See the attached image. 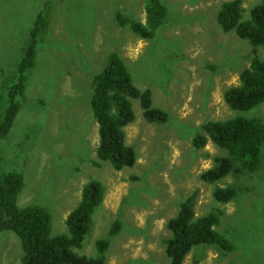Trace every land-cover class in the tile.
Wrapping results in <instances>:
<instances>
[{
  "label": "rangeland",
  "instance_id": "374dc122",
  "mask_svg": "<svg viewBox=\"0 0 264 264\" xmlns=\"http://www.w3.org/2000/svg\"><path fill=\"white\" fill-rule=\"evenodd\" d=\"M161 1L167 19L148 40L116 21L120 12L145 22L146 0H0V122L35 20L41 12L49 18L19 98L21 109L0 138V169L23 174L18 204L48 209L54 235L68 233L66 218L84 184L92 178L104 184V201L83 246L75 250L81 255L96 256L97 240L109 238L107 264H170L167 223L198 189L196 215L224 210L215 228L235 247L222 253L195 246L184 264H264V147L257 171H233L207 183L201 173L227 151L211 141L202 148L193 145L210 120L242 115L264 123V102L239 111L224 99L230 87L240 84L254 47L219 25L217 15L226 0ZM261 1L244 0V17ZM256 51L264 59V48ZM111 52L124 59L140 89L151 91L153 106L169 114L164 124L150 122L140 100L132 99L136 118L125 132L137 161L121 170L97 156L98 124L90 105L93 75L102 71ZM228 185L236 187L235 198L216 201L214 188ZM116 221L120 230L110 236ZM22 254L16 235L0 232V264H20Z\"/></svg>",
  "mask_w": 264,
  "mask_h": 264
},
{
  "label": "trees",
  "instance_id": "16d2710c",
  "mask_svg": "<svg viewBox=\"0 0 264 264\" xmlns=\"http://www.w3.org/2000/svg\"><path fill=\"white\" fill-rule=\"evenodd\" d=\"M243 3L244 0H226L217 15L223 31H235L254 47L250 65L240 73V84L224 93L227 104L239 111L253 109L264 102V59L256 51L257 47L264 48V0L252 7L248 18L244 17ZM167 15V7L161 0H146L145 22L120 12L116 21L121 26H128L139 37L150 40L165 24ZM48 25V15L39 13L18 63V79L8 89L9 99L0 122V138L9 133L21 109L19 98L26 90L27 75L35 66L39 44ZM92 82L90 105L99 132L97 156L110 162L116 170L132 167L137 154L127 143L125 132V127L136 118L132 99L140 100L143 116L150 122L164 124L168 122L169 114L153 106L151 91L142 90L134 83L126 62L117 52L108 55L104 68L93 75ZM203 130L205 134H197L193 139L195 147L202 148L211 141L227 151V155L217 156L214 165L201 173L203 181L216 183L233 171H257L262 165L264 123L258 119L236 115L210 120L203 125ZM24 186L22 173L0 169V232L9 230L19 238L23 251L20 264H107L109 238L97 240L96 256L75 251L83 246L93 226L94 213L104 201L106 188L100 180L92 178L84 184L78 204L66 218L68 233L57 235L52 233V214L48 209L35 204H18ZM212 194L216 201L226 204L235 198L236 187L216 186ZM198 195L196 189L187 196L180 203L176 216L167 223L171 236L165 247L170 264H184L195 246H213L222 253L235 247L229 237L215 228L224 210L218 208L202 216L196 215ZM120 226L116 221L110 229V236L117 234Z\"/></svg>",
  "mask_w": 264,
  "mask_h": 264
}]
</instances>
